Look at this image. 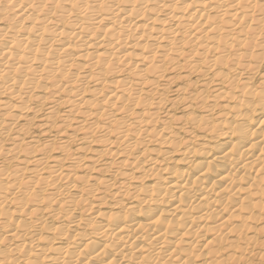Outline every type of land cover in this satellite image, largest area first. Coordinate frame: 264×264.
Listing matches in <instances>:
<instances>
[{
	"label": "bare ground",
	"instance_id": "obj_1",
	"mask_svg": "<svg viewBox=\"0 0 264 264\" xmlns=\"http://www.w3.org/2000/svg\"><path fill=\"white\" fill-rule=\"evenodd\" d=\"M263 250L264 0H0V264Z\"/></svg>",
	"mask_w": 264,
	"mask_h": 264
},
{
	"label": "rangeland",
	"instance_id": "obj_2",
	"mask_svg": "<svg viewBox=\"0 0 264 264\" xmlns=\"http://www.w3.org/2000/svg\"><path fill=\"white\" fill-rule=\"evenodd\" d=\"M179 83L180 82H178L177 83V85H179ZM176 84V83H175ZM173 88V87H172ZM172 88L170 89V90H168V92H167V94L166 95H168L167 96V98H171V97H173L174 96V94H172L173 93V91H172ZM194 88H198V89H200V82H199V84H196L195 85V87ZM210 90V89H209ZM171 91H172V93H171ZM207 92H210V91H208L207 90ZM45 105H42V108H38V112L36 113V115H34L33 117H30V119H29V121L27 122V127L29 128V137H31V138H35V139H42V136H40L41 134L39 133V131H40V127L38 128V126H39V122L41 123V118L45 115L44 113H45ZM61 111H63V109H62V107H58V113L60 112V114L57 116V118L54 120V122L56 123V124H58L59 122H60V119H61ZM31 116V115H30ZM20 123H24V121H21V120H17V122L15 123V125L16 124H20ZM67 132H70V130H67ZM78 136H80V134L78 133V135H77V138H78ZM3 145H4V147H7L8 146V144H10V142L11 141H9V140H7V137L6 138H3ZM78 140L77 139H75L74 141H72L71 142V144H70V147L71 148H74V147H76L77 145H78ZM56 143H57V141H56ZM76 145V146H75ZM53 153V154H52ZM51 154V156H53V155H56L57 153L55 152V149H54V151L52 152ZM263 253H264V250H263ZM258 264H264V261L262 262V263H258Z\"/></svg>",
	"mask_w": 264,
	"mask_h": 264
}]
</instances>
